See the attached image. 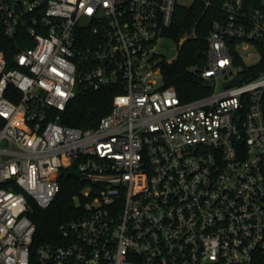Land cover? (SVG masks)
<instances>
[{
	"label": "built area",
	"instance_id": "obj_1",
	"mask_svg": "<svg viewBox=\"0 0 264 264\" xmlns=\"http://www.w3.org/2000/svg\"><path fill=\"white\" fill-rule=\"evenodd\" d=\"M199 4L209 93L163 81L195 26L160 52L177 6ZM0 264H30L33 207L60 169L88 184L37 264H264V0H0ZM238 76L239 81L225 84ZM115 86L91 128L59 111ZM80 197V198H79Z\"/></svg>",
	"mask_w": 264,
	"mask_h": 264
},
{
	"label": "trees",
	"instance_id": "obj_2",
	"mask_svg": "<svg viewBox=\"0 0 264 264\" xmlns=\"http://www.w3.org/2000/svg\"><path fill=\"white\" fill-rule=\"evenodd\" d=\"M208 13L199 4L177 6L172 23L164 32L174 44L186 31L195 26L196 38L187 39L171 63H163L161 70L166 85L174 87L182 101L191 100L209 93V85L196 72L188 70L190 65H202L205 61V41L198 26L207 20ZM0 47L8 58L15 51L11 39L0 35ZM264 70V57L251 66L242 65V75L252 76ZM115 86H104L98 90L77 88L75 96L59 111L60 122L64 125L81 128L95 127L100 118L111 107L113 96L120 92ZM59 190L51 204L42 209L33 207L30 217L35 225L30 254V264H37L34 250L44 243H57L60 240V226L78 214L76 198L87 182L80 179L73 166L63 168L58 173ZM80 198V197H79Z\"/></svg>",
	"mask_w": 264,
	"mask_h": 264
},
{
	"label": "water",
	"instance_id": "obj_3",
	"mask_svg": "<svg viewBox=\"0 0 264 264\" xmlns=\"http://www.w3.org/2000/svg\"><path fill=\"white\" fill-rule=\"evenodd\" d=\"M160 52H162L163 54L167 55V56H171L174 54V49H169L166 50L164 47L159 48ZM239 81L238 76H235L232 80L225 82V84H233V83H237Z\"/></svg>",
	"mask_w": 264,
	"mask_h": 264
},
{
	"label": "rangeland",
	"instance_id": "obj_4",
	"mask_svg": "<svg viewBox=\"0 0 264 264\" xmlns=\"http://www.w3.org/2000/svg\"><path fill=\"white\" fill-rule=\"evenodd\" d=\"M157 42L162 47H167V48H170V47H172L174 45V42L171 39L165 38V37L160 38Z\"/></svg>",
	"mask_w": 264,
	"mask_h": 264
}]
</instances>
